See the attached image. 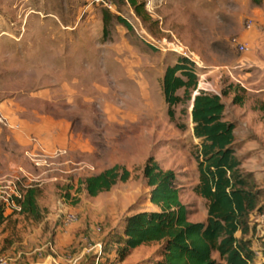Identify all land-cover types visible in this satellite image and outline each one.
I'll return each instance as SVG.
<instances>
[{
	"label": "rangeland",
	"instance_id": "obj_1",
	"mask_svg": "<svg viewBox=\"0 0 264 264\" xmlns=\"http://www.w3.org/2000/svg\"><path fill=\"white\" fill-rule=\"evenodd\" d=\"M262 1L145 0L143 18L127 0L115 1L104 30L107 10L91 0H0V107L9 98L25 122L34 113L51 114L74 145L49 155L23 151L0 124V179L17 177L21 194L34 186L40 213L34 219L0 199V254L15 257L14 264H37L38 251L52 253L59 264L75 257V264H154L157 243L140 245L122 260L114 257V244L104 243L126 216L157 209L143 175L149 156L175 172L188 219L205 220L206 201L192 191L198 172L190 105H175L170 119L161 90L165 68L178 56L197 62V86L229 92L221 95L224 119L235 124L241 170L260 207L249 216L247 237L262 250L264 115L257 107L264 92L245 90L242 104L232 102L235 79L245 71L234 61L247 51L237 48L236 38ZM71 44L77 48L72 59ZM251 70L259 84L250 85L264 86V69ZM115 164L129 178L89 196L80 181ZM68 212L76 220L64 226Z\"/></svg>",
	"mask_w": 264,
	"mask_h": 264
},
{
	"label": "trees",
	"instance_id": "obj_2",
	"mask_svg": "<svg viewBox=\"0 0 264 264\" xmlns=\"http://www.w3.org/2000/svg\"><path fill=\"white\" fill-rule=\"evenodd\" d=\"M124 1V0H113ZM137 15L145 16V0H127ZM111 15H102L104 30ZM116 19L128 29L129 23ZM194 62L178 56L165 68L161 90L167 104V114L174 118V106L190 105L192 134L197 139L194 159L198 172L192 191L206 201L204 221H190L188 209L180 200V187L172 169H163L153 156L143 167L149 202L157 210L140 211L125 217L118 232L110 241L114 257L122 260L136 247L157 243L154 264H254V242L247 237L253 230L249 216L260 207L257 194L241 170L237 155L235 124L224 119L225 105L220 94L197 88ZM182 89L183 94H177ZM239 90V93L236 91ZM245 89L235 85L234 104H242ZM264 115V101L257 107ZM129 178V171L115 164L80 181L89 196L108 191L118 181ZM37 189L28 187L16 202L20 213L40 218L36 202ZM4 220L0 207V224ZM258 250V249H257ZM261 251L264 255V245Z\"/></svg>",
	"mask_w": 264,
	"mask_h": 264
},
{
	"label": "crops",
	"instance_id": "obj_3",
	"mask_svg": "<svg viewBox=\"0 0 264 264\" xmlns=\"http://www.w3.org/2000/svg\"><path fill=\"white\" fill-rule=\"evenodd\" d=\"M255 11L256 13L249 17L253 24L246 25L245 29L239 33V37L236 38L237 41L247 45V51L234 61L233 67L241 70L245 69L237 77L238 79H235L245 90H254L256 93H261L264 92V86L254 88L250 85L254 82L259 84L258 80L255 81L250 77L254 70L246 71V69H264V0ZM69 51V57L72 59V53L77 51V48H74V45L71 44ZM9 103V98L1 103L0 124L8 129L10 136L15 139V142L23 151L26 148L29 150L32 148L33 152L49 155L66 146H74L68 140L71 135L66 125L53 118L51 114L34 113L32 121L25 122L22 118H19L20 112L9 106ZM151 210L156 211L157 209ZM253 248L255 250L254 264H264L263 253L258 251L255 245Z\"/></svg>",
	"mask_w": 264,
	"mask_h": 264
},
{
	"label": "built area",
	"instance_id": "obj_4",
	"mask_svg": "<svg viewBox=\"0 0 264 264\" xmlns=\"http://www.w3.org/2000/svg\"><path fill=\"white\" fill-rule=\"evenodd\" d=\"M91 1L101 3V5L109 12H113L116 9V5L113 0H91ZM155 2L156 0H148L147 4L151 5V4H154ZM252 24H253L252 20L248 19L246 25L250 26ZM236 46L242 52L247 50V45L240 41H236ZM193 62L197 64L196 61H193ZM197 88L206 91V89L201 87L200 84H198ZM17 180H18L17 177L12 178V179H2V180L0 179V199L2 202H5V204L11 205L15 209L20 210V206L16 202V199L21 198L22 194L19 192ZM75 220H76L75 215L68 212L64 215L62 222L64 226H69ZM261 220L264 221V209L261 213ZM37 255L39 259H41V261L38 262L37 264H47V263L59 264L56 257L52 253H49V254L47 253V255L43 256V252L38 251ZM77 260H78V257H75V258L68 260L67 262L68 264H75ZM15 261H16L15 257H12L8 254H0V264H14Z\"/></svg>",
	"mask_w": 264,
	"mask_h": 264
}]
</instances>
